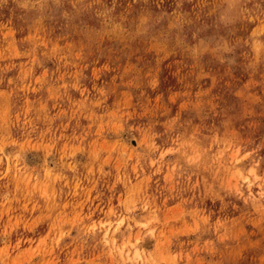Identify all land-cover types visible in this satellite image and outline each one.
<instances>
[{
	"label": "rangeland",
	"instance_id": "1",
	"mask_svg": "<svg viewBox=\"0 0 264 264\" xmlns=\"http://www.w3.org/2000/svg\"><path fill=\"white\" fill-rule=\"evenodd\" d=\"M0 264H264V0H0Z\"/></svg>",
	"mask_w": 264,
	"mask_h": 264
}]
</instances>
